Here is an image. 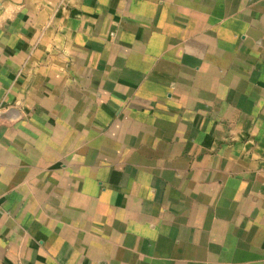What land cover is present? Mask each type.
Returning a JSON list of instances; mask_svg holds the SVG:
<instances>
[{"label":"crops","instance_id":"crops-1","mask_svg":"<svg viewBox=\"0 0 264 264\" xmlns=\"http://www.w3.org/2000/svg\"><path fill=\"white\" fill-rule=\"evenodd\" d=\"M0 264H264V0H0Z\"/></svg>","mask_w":264,"mask_h":264}]
</instances>
